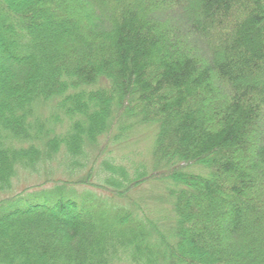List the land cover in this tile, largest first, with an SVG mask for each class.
Returning <instances> with one entry per match:
<instances>
[{
  "label": "trees",
  "instance_id": "16d2710c",
  "mask_svg": "<svg viewBox=\"0 0 264 264\" xmlns=\"http://www.w3.org/2000/svg\"><path fill=\"white\" fill-rule=\"evenodd\" d=\"M22 175L0 264H264V0H0V207ZM158 181L152 219L75 188Z\"/></svg>",
  "mask_w": 264,
  "mask_h": 264
},
{
  "label": "rangeland",
  "instance_id": "374dc122",
  "mask_svg": "<svg viewBox=\"0 0 264 264\" xmlns=\"http://www.w3.org/2000/svg\"><path fill=\"white\" fill-rule=\"evenodd\" d=\"M154 129H151L150 127H143L139 130L138 135L135 141H138L132 149H135L137 153L135 155H129L130 148L124 147L122 150H119L118 148L115 149L111 145H108L107 148L104 150V153L101 157L105 158H112L116 164H122V165H127L126 163H129L127 160H121L122 156H127L130 160L134 162V165H142V166H147L151 167V161L150 158L146 155V152H148L151 149V146H153V139H154ZM153 138V139H152ZM102 142V141H101ZM103 143V142H102ZM152 144V145H151ZM112 151V152H111ZM141 153V155H139ZM198 172L202 174H206V171L197 170ZM85 175V173H83ZM59 175H56L53 177L54 179H57ZM92 184H96V177L92 179ZM165 182H149L141 186L140 189H136L132 193L129 194V196L123 200L116 199V198H111L113 197L110 192L102 191L99 190L93 186H77L76 191L81 193L83 191H89L94 193L97 197H100L109 204L114 205V207H123L127 213H131L132 216H135V213L137 215L145 216L148 219H152L153 215L155 213V210L158 208V206L155 205V199L154 197L161 198L163 196L165 188ZM42 183V181L38 180V178L34 176H21V179L17 183V188L13 191V193L20 192L23 188L27 187L28 189L26 190V195L32 194L36 191H42L49 189L50 193H43L39 196H33L31 198H26L21 201H18L16 203H13L11 205H3L0 207V216L12 212L16 209H24L28 208L30 205H35V204H51V200L53 199V194H55L54 191H52V185L51 184H44L41 187L34 188L36 184ZM164 183V184H163ZM65 186H68L67 184H63ZM80 185V184H79ZM69 189V187H67ZM69 191V190H65ZM49 192V191H47ZM10 195V194H9ZM8 195V196H9ZM5 194L0 193V200L5 198ZM103 201V200H102ZM105 201L102 202V204Z\"/></svg>",
  "mask_w": 264,
  "mask_h": 264
}]
</instances>
